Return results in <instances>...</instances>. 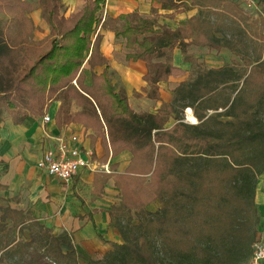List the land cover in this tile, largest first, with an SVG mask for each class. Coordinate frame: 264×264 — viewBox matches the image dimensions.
I'll return each mask as SVG.
<instances>
[{
  "label": "trees",
  "instance_id": "1",
  "mask_svg": "<svg viewBox=\"0 0 264 264\" xmlns=\"http://www.w3.org/2000/svg\"><path fill=\"white\" fill-rule=\"evenodd\" d=\"M258 5L264 17V0ZM161 8L197 13L171 29L158 22L154 8L150 17L136 10L106 17V0H85L66 16L59 0H0V123L5 114L15 125L43 116L58 101L55 122L91 130V148L100 138L103 160L131 153L124 172L111 175L119 201L110 216H116L122 241L106 240L110 249L87 264H246L261 223L255 195L264 173V46L252 59L230 40L226 30L233 27L226 24L235 23L241 12L233 0H164ZM206 9L218 12L223 23L215 26L205 18ZM35 10L48 26L39 40L34 39ZM108 25L114 39L124 42L125 60L145 62L142 78L150 88L141 90L160 102L155 112H135L111 80L110 60L100 48V29ZM190 46L226 49L239 63L202 67ZM175 47L190 70L169 102L161 98L158 83L171 75ZM154 56L158 60L152 61ZM72 104L79 108L73 111ZM187 108L196 123L184 120ZM169 118L174 123L166 127ZM0 164V172L6 171ZM12 200L18 202L16 196ZM155 201L162 206L143 221L128 217ZM23 216L22 210L4 207L0 230L8 218ZM30 221L36 226L30 241L15 245L17 251L31 249L30 264H77L65 234L53 235L33 216Z\"/></svg>",
  "mask_w": 264,
  "mask_h": 264
},
{
  "label": "crops",
  "instance_id": "2",
  "mask_svg": "<svg viewBox=\"0 0 264 264\" xmlns=\"http://www.w3.org/2000/svg\"><path fill=\"white\" fill-rule=\"evenodd\" d=\"M161 2L106 0L105 15L115 17L120 13H129L136 10L142 16L150 17L153 15L151 14V8H154L158 15V22L174 29L180 21L186 20L197 12V9L190 11L162 9ZM37 11L35 10L32 13L36 14ZM108 27L107 34L104 35L101 32L103 38L100 48L110 60L109 74L110 71L116 70L120 81H122L121 83L125 85L126 91H129V88L131 91H136L137 88L141 90L143 87L148 89L146 87L149 85L148 82L142 78L147 70L144 61L128 62L136 63L137 66L130 64L127 67L117 68L114 66L117 63L115 57L117 52L112 55V49L109 51L108 45L117 40L113 37L112 26ZM194 55L198 58L201 56L198 49ZM225 56L227 55L225 54ZM205 61L207 62L206 59ZM171 62L172 72L178 70V66L186 71L184 75L186 77L181 81L186 80L190 65L183 62L181 53L176 47L172 52ZM223 64L224 62L215 67ZM100 70L98 68V71ZM85 74L86 83H90V73L85 71ZM167 82H159L158 86L159 91H161V98L170 102L172 92L169 91L168 95L162 93V86ZM144 94L146 95V92ZM126 95L128 96V92H126ZM159 104L160 102L155 100L154 108L156 109ZM58 105L59 102L55 101L49 106L48 112L52 119L47 123L43 121V116H29L21 124L15 125L7 114L3 116V121L0 123V163L6 164L7 170L0 172V185L5 187L0 189V198L9 201V205H11L12 198L16 196L18 198L17 203L29 204L31 215L40 223L48 224L47 226L52 229L53 235L65 234L68 237L80 260L81 256L93 257L98 250H102L104 254L110 249L106 240L121 242L120 235H118L110 216L111 206L119 201V191L115 187L111 175L124 172L131 159V153L125 150L117 156H109L106 160H103L105 149L100 138L94 141L91 148V130L85 129L81 124L72 123L59 126L55 122L54 114ZM76 107L77 105H75V110L79 108ZM155 109L151 112H155ZM70 133H77L84 147H89L94 152V157H91L90 166L82 171L71 184H63L39 169L37 162L42 154L57 142L58 138ZM111 165H115L116 168L111 167ZM1 167L0 164V169ZM261 175H264V173ZM256 188L255 203L260 221L264 224V176L261 177V180H258ZM97 234L102 235L104 239H101Z\"/></svg>",
  "mask_w": 264,
  "mask_h": 264
},
{
  "label": "rangeland",
  "instance_id": "3",
  "mask_svg": "<svg viewBox=\"0 0 264 264\" xmlns=\"http://www.w3.org/2000/svg\"><path fill=\"white\" fill-rule=\"evenodd\" d=\"M30 1L36 2L37 0H30ZM59 3L61 4V12L64 15L68 16V15H71L73 12H75L79 7H81L84 3V0H59ZM261 7H262L261 5H259L257 8H254V7L246 8V7L240 6L241 12H240V16L236 18L237 21L235 23H231L228 20V23L226 24V25L233 27V28L226 30V33H230L228 36L230 37V40H232L241 51L246 53L252 59L256 58L259 54L262 53L263 46H264V41H263L264 17L262 15ZM202 13L205 16V18L215 23V26L221 25V22L223 23L224 21V18L218 12L216 14H213L210 12V10L206 9V10H202ZM154 14L157 15L156 9L154 10ZM31 16L34 19V22L36 24V29L34 30V39L39 40V39L45 38L46 37L45 33H48L47 32L48 26L46 24L44 17L42 16L39 10L37 11L36 14L31 13ZM106 17H107V14H106ZM108 26L101 28L100 32H102L104 35L107 34V29L109 28ZM110 49H112L111 50L112 55L114 52H117L115 54V57L117 59V63L114 64L115 67L117 68L123 67V66L127 67L129 64L137 66L136 63H133V62L128 63L125 60L124 54L126 52V48L124 47L123 40L119 39L117 41H114L112 44L110 43L108 45V50L110 51ZM197 49L201 54V56L198 59H199V65L202 67L203 66L215 67L223 62L226 63L228 61L230 64L239 63L238 58L232 55L226 49H223L217 52L215 50H208L207 48L201 49L198 47L196 48L195 46L188 47V51L193 54H195V51ZM225 54L227 56H225ZM152 59H153L152 61L158 60V58L155 56ZM171 59H172V53H171ZM205 59L207 60V62L205 61ZM84 69H86L87 71L86 64L84 65ZM177 69L178 70H173L172 75L170 76V78H168L169 80L167 84L162 86L163 95H168L169 91L172 92L173 86L186 77L184 76L186 72L185 70H182L181 68H179V66L177 67ZM109 76L111 77V80L115 82V85L119 90L125 93L128 92L129 102L135 112L145 113V112H151L152 110L155 109L154 108L155 100L146 97V95L144 94L145 92L141 91L140 88L135 89L136 91H131L129 88L128 89L129 91H126L125 85L121 83L122 81H120V77L117 74L116 70L110 71ZM146 87L149 89L150 85H147ZM72 110L73 111L75 110L74 104L72 105ZM183 114H184L183 116L184 120L190 123V121L187 118L186 109L184 110ZM196 122L197 121H195L194 123ZM173 123H174V120L169 118L165 126L170 127ZM263 176L264 175L258 176V180H261V177ZM256 193H257V188H256ZM9 203H10L9 201H6L0 198V215L4 207L12 205L11 206L12 208L22 210L24 212V216L18 218L17 220H12L11 218H8L4 222L3 224L4 229L0 230V264H30L29 252H28V249L30 248H28L26 251L15 250L16 243L19 241H30L31 233L35 231L36 229V226L32 224L30 221L31 216H33L31 215V212L29 209L30 205L29 204L25 205L24 203H17L13 201H11V205H9ZM161 206L162 205L159 201L151 202L149 205H147V207H145L144 210L133 211L128 217L132 218L133 223H139V221L141 220L143 221L145 218H148L150 213L157 211ZM115 219H116V216L112 217V222L114 223V227L116 229L117 222ZM117 219H118V216H117ZM24 220L26 221L23 222ZM121 223L122 225H124L126 223V219H124ZM262 228L264 229L263 223L256 225V230H255L256 236L263 232ZM120 241H122L121 237H120ZM35 246L39 248L37 244ZM61 248L64 252L68 251L66 245H61ZM103 255L104 254L102 253V250L100 251L98 250L94 253L93 257L81 256L80 260L77 259L76 262L77 264H87L88 259L89 260L91 259L101 260ZM48 260L52 261L51 255L48 256ZM69 262L70 264H74L72 261H69Z\"/></svg>",
  "mask_w": 264,
  "mask_h": 264
},
{
  "label": "built area",
  "instance_id": "4",
  "mask_svg": "<svg viewBox=\"0 0 264 264\" xmlns=\"http://www.w3.org/2000/svg\"><path fill=\"white\" fill-rule=\"evenodd\" d=\"M241 7L257 8L258 0H233ZM45 123L50 122L49 112L42 117ZM92 150L84 147L77 133H70L57 139V142L46 150L37 167L60 183L71 184L79 174L90 166ZM246 264H264V229L256 236L252 252Z\"/></svg>",
  "mask_w": 264,
  "mask_h": 264
},
{
  "label": "bare ground",
  "instance_id": "5",
  "mask_svg": "<svg viewBox=\"0 0 264 264\" xmlns=\"http://www.w3.org/2000/svg\"><path fill=\"white\" fill-rule=\"evenodd\" d=\"M186 112H187V118L190 122L194 123L196 121L195 117L193 116L192 114V111L190 108H187L186 109Z\"/></svg>",
  "mask_w": 264,
  "mask_h": 264
}]
</instances>
